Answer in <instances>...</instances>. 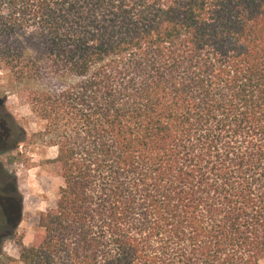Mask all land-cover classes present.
Returning <instances> with one entry per match:
<instances>
[{"label":"trees","instance_id":"16d2710c","mask_svg":"<svg viewBox=\"0 0 264 264\" xmlns=\"http://www.w3.org/2000/svg\"><path fill=\"white\" fill-rule=\"evenodd\" d=\"M0 40L63 180L22 263L264 261V0H0Z\"/></svg>","mask_w":264,"mask_h":264},{"label":"rangeland","instance_id":"374dc122","mask_svg":"<svg viewBox=\"0 0 264 264\" xmlns=\"http://www.w3.org/2000/svg\"><path fill=\"white\" fill-rule=\"evenodd\" d=\"M32 87L18 85L0 61V264H24L21 249L43 233L40 216L54 207L63 185L57 149L34 138L43 124L28 103Z\"/></svg>","mask_w":264,"mask_h":264},{"label":"flooded vegetation","instance_id":"af4514ba","mask_svg":"<svg viewBox=\"0 0 264 264\" xmlns=\"http://www.w3.org/2000/svg\"><path fill=\"white\" fill-rule=\"evenodd\" d=\"M2 142V138H1V136H0V143ZM0 151H1V146H0ZM0 182H2L1 181V177H0ZM10 185V184H9ZM11 186V185H10ZM12 187V186H11ZM12 190H13V192L15 193L16 192V189L15 188H12Z\"/></svg>","mask_w":264,"mask_h":264}]
</instances>
